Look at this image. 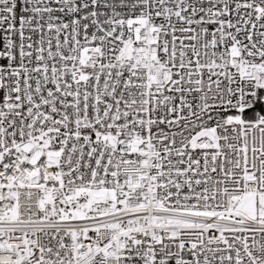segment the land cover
<instances>
[{
	"label": "snow or ice",
	"instance_id": "1",
	"mask_svg": "<svg viewBox=\"0 0 264 264\" xmlns=\"http://www.w3.org/2000/svg\"><path fill=\"white\" fill-rule=\"evenodd\" d=\"M0 264H264V0H0Z\"/></svg>",
	"mask_w": 264,
	"mask_h": 264
}]
</instances>
